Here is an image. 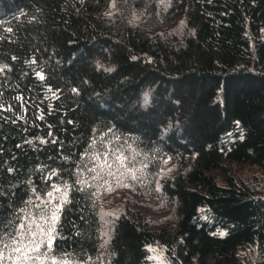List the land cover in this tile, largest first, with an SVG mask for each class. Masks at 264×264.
Listing matches in <instances>:
<instances>
[{
  "label": "trees",
  "instance_id": "16d2710c",
  "mask_svg": "<svg viewBox=\"0 0 264 264\" xmlns=\"http://www.w3.org/2000/svg\"><path fill=\"white\" fill-rule=\"evenodd\" d=\"M0 65V225L55 169L69 264H152L157 242L174 264H264V184L236 173L264 170V0H0ZM105 133L135 154L159 225L126 209L104 236L99 181L80 191L71 173Z\"/></svg>",
  "mask_w": 264,
  "mask_h": 264
},
{
  "label": "snow or ice",
  "instance_id": "6c2138e0",
  "mask_svg": "<svg viewBox=\"0 0 264 264\" xmlns=\"http://www.w3.org/2000/svg\"><path fill=\"white\" fill-rule=\"evenodd\" d=\"M164 2L165 0H161V3ZM115 4L116 0H110V7L115 8ZM7 31L11 32V27ZM12 59L16 58L12 57ZM30 63H35V60ZM6 68L8 65H0V73H3ZM35 75L40 80L44 79L41 71H35ZM48 91L52 90L49 88ZM55 95L56 93L53 92V96ZM15 99L22 102L21 108H23L24 97L17 96ZM0 111H12V106L9 105L5 109L4 105L0 104ZM16 119H22V116H17ZM38 119H42V117H38ZM48 135H52L51 131ZM106 135L107 133L101 135L99 149L96 147V138H93V142L89 145L90 151L84 154L87 163H84L83 167L78 166L71 173L75 177L74 183L80 186L78 188L80 191L93 187L97 181L108 185V178L114 179L117 184L129 177L132 180H137L136 172L142 173L143 171V169L134 167V153L131 156L126 155L123 147L113 144L111 139L105 140ZM40 142L47 143L48 141L41 138ZM26 143H31V141H26ZM52 143H56L55 139L52 140ZM17 146L19 147V145ZM13 171V168L8 169L9 173ZM85 172L90 174V180L84 177ZM53 177L57 178V182L48 184V181ZM44 180L48 184L47 190L40 193L33 187L31 191L35 195V200L30 197L26 201V207L14 213V219H8L0 225V264H69L65 257L57 258L54 255L53 244L57 238L55 233L60 218L59 214L67 202V194L71 185L63 180L55 169L50 170ZM107 190H111V187H106ZM28 205H31V208H28ZM104 236H107L106 232ZM107 242L105 239L101 247H104ZM149 250L153 249L149 248ZM67 255L66 253L65 256Z\"/></svg>",
  "mask_w": 264,
  "mask_h": 264
},
{
  "label": "rangeland",
  "instance_id": "374dc122",
  "mask_svg": "<svg viewBox=\"0 0 264 264\" xmlns=\"http://www.w3.org/2000/svg\"><path fill=\"white\" fill-rule=\"evenodd\" d=\"M172 167V164L166 166V168L162 169V174L169 172ZM236 173L238 177L249 183H257L256 179H258L264 184V170L258 166H237ZM136 175L138 177L137 180H132L129 177L123 179L120 184H117L112 178H108V185L98 182L99 215L103 231L107 233V236H105L107 239L110 238L115 219L126 209H130L131 211L140 210L141 215L151 226L159 225L167 214L161 208L162 201L157 197V193L154 190L148 189L150 182L147 178L140 171ZM159 177L160 173L154 175L153 178L156 179H154L153 184L157 183ZM132 184L135 186V190ZM108 186L111 187V190L106 191V187ZM148 248L153 249L152 251L149 250L152 264H174L171 257L172 254L166 244L157 242ZM249 252L250 250H243L241 254L245 256Z\"/></svg>",
  "mask_w": 264,
  "mask_h": 264
}]
</instances>
